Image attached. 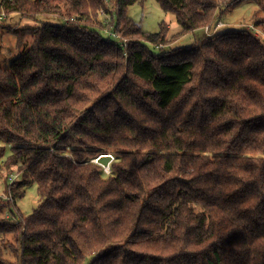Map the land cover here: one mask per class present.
<instances>
[{
	"label": "trees",
	"instance_id": "trees-1",
	"mask_svg": "<svg viewBox=\"0 0 264 264\" xmlns=\"http://www.w3.org/2000/svg\"><path fill=\"white\" fill-rule=\"evenodd\" d=\"M144 1L0 0V17H65L16 28L21 52L0 63V142L24 177L0 200V264H264V34L154 53L165 24L128 14ZM157 1L178 36L222 21L218 0ZM102 10L127 46L103 35ZM29 182L41 202L25 216Z\"/></svg>",
	"mask_w": 264,
	"mask_h": 264
},
{
	"label": "rangeland",
	"instance_id": "rangeland-1",
	"mask_svg": "<svg viewBox=\"0 0 264 264\" xmlns=\"http://www.w3.org/2000/svg\"><path fill=\"white\" fill-rule=\"evenodd\" d=\"M218 1L221 2L219 19L225 23L224 26L217 30L218 32H224L230 29L250 28V25L253 24L255 15L259 10L258 5L252 0H244L233 5H230V3L227 5L230 0ZM100 13L101 19L104 20V22H109L111 20L110 13ZM128 14L135 20L139 21L142 28L148 32H159L162 28V24H165L167 28L166 41L163 42V44L148 42L154 53H162L173 48L191 46L196 39H198V33L200 31L178 36V32L181 30V25L178 23L175 13L164 11L157 0L136 2L129 7ZM64 21L65 17L61 15L41 14L36 18H33L23 17L20 12H12L8 14L5 12L2 13L0 17V63L3 66L8 67L11 61L21 52L17 43V35L14 32L16 28L36 26L46 22L62 24ZM112 29L113 25L108 24L105 28H101V31L105 37H110L112 40L117 41L118 38L110 33V30ZM2 146L5 148V151L0 156V196L8 195V184L12 183L9 176L17 174L14 181H21L24 178L23 175L18 173L14 168L6 165L11 154V145L0 142V147ZM40 202L41 195L39 193V188L34 182H29L26 186L24 195L17 197L16 199L17 207L25 216L31 214L33 210L39 206ZM12 237L13 235L11 238ZM1 238L2 237H0V239ZM15 247H18V244H15ZM7 256L12 264H21L18 256Z\"/></svg>",
	"mask_w": 264,
	"mask_h": 264
},
{
	"label": "built area",
	"instance_id": "built-area-1",
	"mask_svg": "<svg viewBox=\"0 0 264 264\" xmlns=\"http://www.w3.org/2000/svg\"><path fill=\"white\" fill-rule=\"evenodd\" d=\"M101 12H105V11L102 10ZM106 14H108V13L106 12ZM110 14H111V13H110ZM111 20H112V14H111ZM111 20H110V21H111ZM110 21L108 22L109 24H111ZM112 25H113V29L110 30V33L113 34L115 37L118 38V41H119V43H120V45H121L122 47L127 46V45H128V39H121V37H120V35H119V32H118V31L116 30V28H115V24H112ZM224 25H225V23H224L223 21H220V22H218L214 27H213L212 25H206V26L204 27V30L206 31V32H205L206 34H209V35H210V34H212V33H214V32H217V30H218L220 27L224 26ZM250 29L255 30L256 34H258V35H260V34H264V33L260 30V28L257 27V26L254 25V24H251V25H250ZM158 46H159V45H158ZM106 169L109 171V168H106ZM16 176H17V174H15V175H13V176H9L10 179L12 180V182L15 180ZM1 199H13V196H12L11 193H9L8 195L0 196V200H1ZM9 215H10V214H9Z\"/></svg>",
	"mask_w": 264,
	"mask_h": 264
},
{
	"label": "water",
	"instance_id": "water-1",
	"mask_svg": "<svg viewBox=\"0 0 264 264\" xmlns=\"http://www.w3.org/2000/svg\"><path fill=\"white\" fill-rule=\"evenodd\" d=\"M114 159V156L111 153H102L96 158V162L100 163L101 165L109 168L110 163Z\"/></svg>",
	"mask_w": 264,
	"mask_h": 264
},
{
	"label": "crops",
	"instance_id": "crops-1",
	"mask_svg": "<svg viewBox=\"0 0 264 264\" xmlns=\"http://www.w3.org/2000/svg\"><path fill=\"white\" fill-rule=\"evenodd\" d=\"M199 31H200V32H199ZM196 32H199V33H198V39H196V40H199L203 35L206 34V33H204V32H205V31H204V28L197 29V30L194 31V33H196Z\"/></svg>",
	"mask_w": 264,
	"mask_h": 264
}]
</instances>
